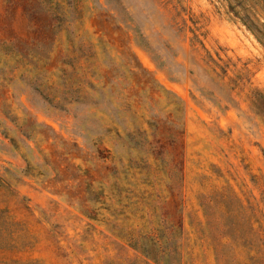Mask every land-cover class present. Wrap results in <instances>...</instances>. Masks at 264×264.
Returning <instances> with one entry per match:
<instances>
[{
  "label": "rangeland",
  "instance_id": "rangeland-1",
  "mask_svg": "<svg viewBox=\"0 0 264 264\" xmlns=\"http://www.w3.org/2000/svg\"><path fill=\"white\" fill-rule=\"evenodd\" d=\"M264 0H0V264H264Z\"/></svg>",
  "mask_w": 264,
  "mask_h": 264
},
{
  "label": "trees",
  "instance_id": "trees-1",
  "mask_svg": "<svg viewBox=\"0 0 264 264\" xmlns=\"http://www.w3.org/2000/svg\"><path fill=\"white\" fill-rule=\"evenodd\" d=\"M49 1L51 2L52 0H49ZM61 2L62 0H57V6H60ZM254 104L256 105V107L258 108V110L264 117V92L263 91L256 90L254 92Z\"/></svg>",
  "mask_w": 264,
  "mask_h": 264
}]
</instances>
